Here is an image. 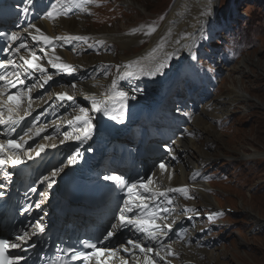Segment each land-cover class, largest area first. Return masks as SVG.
Instances as JSON below:
<instances>
[{
    "label": "rangeland",
    "instance_id": "obj_1",
    "mask_svg": "<svg viewBox=\"0 0 264 264\" xmlns=\"http://www.w3.org/2000/svg\"><path fill=\"white\" fill-rule=\"evenodd\" d=\"M132 1L133 4L127 6L123 0H93L84 14L88 19L86 21L92 29H95L94 26L101 28L107 23H112L110 27H122L130 17L144 26H150V22L158 18L164 24L176 0ZM195 1L201 4V0ZM198 8L201 6L198 5ZM209 13L203 12L199 16L200 20L206 22V29L197 39L194 49H190L196 53L197 59L192 61L189 55L188 68L217 81L211 98L242 87L261 105L254 100L247 105L237 104L231 113L216 122L220 137L212 145L213 149L218 150L216 153L209 148L211 145L204 146L205 140L201 135L192 133L194 148L204 147L214 157L221 153L216 160L203 167L199 180H206L213 186L210 188V198L216 204L214 207L224 210L220 220L203 221L202 226L209 227L207 231L210 235L206 234L201 241L207 236L210 239L204 242L207 248H195L200 254L208 252L212 259L215 249L222 248L226 255L222 256L221 264H264V227L253 233L248 219V215H253L264 226V160L257 158L246 161L243 157V154H253L255 151L264 152V0H215ZM128 28L122 27L121 30L127 31ZM85 43L88 44L86 53L93 52L107 58L117 53L115 48L93 39ZM144 46L146 44L139 47L140 51ZM73 49L74 45H71L68 49L70 54ZM82 53H74V57ZM245 57L250 63L243 73V68L238 69L237 66ZM111 67L104 70L105 74L111 71ZM68 84L72 85V81ZM187 121L191 122L190 119ZM190 193L193 194L192 200L197 201L196 191ZM194 211L200 214L211 212L201 206ZM195 222L191 221V224ZM236 253L240 258L233 256ZM206 257L203 255L198 261L205 260L201 264H209ZM212 259L210 264L214 262Z\"/></svg>",
    "mask_w": 264,
    "mask_h": 264
},
{
    "label": "snow or ice",
    "instance_id": "obj_2",
    "mask_svg": "<svg viewBox=\"0 0 264 264\" xmlns=\"http://www.w3.org/2000/svg\"><path fill=\"white\" fill-rule=\"evenodd\" d=\"M93 0H58L60 7H57V4L51 6L52 10L46 13L45 18L57 19L60 16H66L74 8H81L85 4L92 3ZM34 4V0H23V6L20 8V13L26 18L31 11V8ZM86 10V9H85ZM91 14V13H89ZM30 28L35 30V33L38 35H31L33 42L42 41L46 46L52 45L53 39L63 40L65 42L71 41H84L87 42L89 37L85 36H57L51 38L44 34V32L37 27L35 24L29 25ZM142 29H135L136 31H141ZM156 31L154 26H148L145 35H151ZM6 34L0 31V36H5ZM8 44V49L12 55H19L22 64H16L14 60L9 59L7 65L0 63V69H4L0 73V82H4V87H0V125H5L10 131L14 132L17 125L20 124L21 119L14 118L16 114L19 113L20 108L27 100L28 108L32 107L31 90L32 87H25L24 79H21L22 74L31 76L34 72H39L42 75L47 73V69L39 62L42 57L38 56L28 43L20 42L14 48L13 44L20 39L17 33H12L6 36ZM99 43L103 44V41ZM91 47V45H89ZM21 50L27 53L24 55ZM53 54L55 53V48L52 47ZM41 51H45L44 48ZM157 49H153L148 56L143 59L147 63H141L140 60L132 61L127 65H124L126 69H130L133 66L138 68V73H133L131 71L125 72L123 76H120L119 79H125L127 77L135 76L139 78V75H144L149 78H156L158 75L163 74V69L168 66L171 59H173L174 54L166 55L163 60H160L156 56ZM191 59H197L196 53L189 52ZM55 61H61L59 56L54 55ZM48 63L58 71L66 72L72 74L75 72V69L63 62L54 63L53 59H49ZM8 69H26L30 71H9ZM14 79H11V78ZM51 75L44 76L45 83L48 80H51ZM75 87V85H72ZM11 89H16L15 92H12ZM119 97L120 106L119 109H112L111 111H118L119 119L116 115H111V119L116 120L118 123H123L125 114L127 112V101L129 96L123 91H117V83L113 81L110 89L107 93L104 94V98H97L96 96L86 97L91 103V111L95 113H103L104 115L110 114V109L108 107L109 100ZM135 96H132L131 99H135ZM57 99L61 102L68 101L74 102V98L67 93H59ZM7 113V115H5ZM29 113L25 111V115ZM94 118L89 115V109L85 107L78 108V114L73 116L71 120L68 121V124L73 127L76 135H70L65 133L64 140H76L77 142H86L91 140L94 133L96 132L97 126L93 123ZM37 123H33L28 131L21 135L19 139H8L7 141L0 142V167L11 165L12 167H17L18 165L24 163L21 154L27 156L28 159H32L29 155L31 151L30 148H26L25 145V136H29V133L35 129V135L40 136L43 131H46V127L37 128ZM31 139L32 137L29 136ZM44 139L51 140L52 136L43 137ZM63 142V141H62ZM39 150L36 152V155L39 156L41 152L45 151V145H39ZM55 147V145H52ZM171 153V149H166ZM80 153L77 151L74 155L69 157V165L75 164L76 160L79 158ZM173 159L175 157L173 156ZM157 167L160 169L161 173H164L168 170L167 164L160 162ZM63 169H58L52 173V176L55 177ZM4 176L6 179L10 178V173L5 171ZM48 187L51 188L54 181L49 178ZM103 180L112 182L118 185H124L127 189L128 199L124 202V207L119 209V216L117 217L118 223L112 226L102 237H100L96 242H91L89 240H82L80 243L90 251L80 252L76 249H69L71 259L80 261L81 264H129V258L135 262V264H141V254L142 264H157V258L161 261H165L166 257H174L176 253L172 249L171 243L167 242L166 232L172 230V226L169 223H166L168 220V214L172 211L170 207L161 206L160 204H150V196L142 195L139 192V189H143L144 193H151V185H153L154 180L148 178L146 180H141L139 185L137 184H127L120 176L117 175H104ZM171 179V176H169ZM195 179V176L193 177ZM137 190V191H134ZM31 191L35 192L36 189L32 188ZM172 193H180L184 196L185 199H192L188 193L186 187H174L167 190ZM159 196H166L165 192L158 193ZM3 197V193H0V198ZM166 204L172 205L173 200L168 197L166 198ZM30 207H25L22 210V213H27L30 211ZM36 207H40V203L36 204ZM134 209H137L135 215H126V213H132ZM189 212H192V209H188ZM46 215V213H45ZM223 215L222 212H213L209 215L208 219L213 220ZM125 229L129 231H134L135 233L141 234L145 239L152 241L153 244H158L159 247H148L146 244L142 243L141 240L128 238L119 242L116 246H111V242L114 239H119L118 233L123 232ZM46 225L43 222V218L37 220L34 224L31 225V230H24L15 235L14 241L9 239H0V264H19L22 257L13 256L10 252L11 249H19L21 251H28L29 248H35L36 244L33 242V237L42 236L45 233ZM182 238V237H181ZM31 242V243H30ZM103 245V247H100ZM27 246V247H25ZM127 255H123V254ZM165 253L166 255H161ZM154 254V255H150Z\"/></svg>",
    "mask_w": 264,
    "mask_h": 264
},
{
    "label": "bare ground",
    "instance_id": "obj_3",
    "mask_svg": "<svg viewBox=\"0 0 264 264\" xmlns=\"http://www.w3.org/2000/svg\"><path fill=\"white\" fill-rule=\"evenodd\" d=\"M132 2V0H123V3L127 6L133 4ZM198 5H200L201 8H198ZM214 5L215 0H201V4H197L195 0H176L170 7L169 16L164 24L160 18L154 20V22H150V26L156 28V31L151 35L144 34L147 31L146 27H148V25L144 26L142 22H138L131 17H127V23L122 26L129 27L127 31H122L121 26H117L116 28L110 27L112 23L104 24L101 28H96V26L93 25L95 29H92L90 28L91 25L86 21L88 20L86 15H84L87 12L86 10H83L80 15L71 17L69 20L60 18L52 23L39 22L36 26L47 36H85L89 37L88 40L93 39L97 42L103 41V43L111 46V48H115L117 52L116 55L112 54L107 58L102 57L101 55H96L95 53H86V50H88V44L86 45L84 41H71L77 43V48L72 50L71 54L64 48L68 45H63L62 49L55 50L54 54L52 50L47 53V63L49 59H53L54 63H67L78 72L76 79H69L75 87H72V85L69 84L68 89L73 92L75 96L104 97V94L108 92L112 82L116 81L117 83L122 80L119 79V77L123 76L125 72L131 71L133 73H138V68L136 66L126 69L124 65L136 60H140L142 64L147 63L143 58L148 56L153 49H157L156 56L160 60H163L166 55L174 54L173 59L170 60L168 66L163 69V74L158 75L154 79L144 75H139V78L132 76L127 82L130 86L132 85L138 89L144 88L145 92L153 93L155 91L158 93L161 91L159 80L162 81V78L170 72H176L178 65H181V63H184L187 60L188 53L191 51L190 49H194L193 47L195 46L197 39L206 29V22L200 20L199 16L203 12L209 13V10H212ZM135 29L142 30L134 32ZM90 30L95 32H90ZM33 31L35 32L34 29ZM65 43L69 44L70 42ZM143 44H146V46L140 51L139 47ZM78 52L83 53L75 58L74 53ZM54 55L59 56L61 61H55ZM112 63L113 67H111ZM238 63V69L243 68L241 72L244 73L245 69H248L250 60L245 57ZM97 64L100 65L97 66ZM48 65L51 64L48 63ZM107 66H110L112 69L107 73L110 74L106 78L107 74H105L104 70H110V67L108 68ZM67 83L69 82L67 81ZM51 97L52 96H48V98ZM251 100H254L255 103L261 105L260 102L250 96L242 87L234 88L231 92L223 94L218 98H211L204 102L198 101L200 109L197 114H187L185 116L186 120L190 119V125L181 129V131H178L177 141L173 143L175 152L172 150L171 152L173 153H171L168 158L166 157L167 161H173V156L175 159L178 158L179 161L177 164L171 162L173 165L171 166L170 164L168 170L162 173L160 175V180L157 181L161 182L163 187L166 185L168 188L197 184L194 185V187L197 188V201L185 199L183 195L178 196L180 203L179 207L187 209V213L184 214V216L195 215V211L189 212L188 209L194 210L199 206L205 209L208 208L210 211L213 210L212 212H206V214L217 211L214 210L217 208L214 207L216 204L212 202L210 198V188L213 186L205 181L198 182V178L202 176L203 167L216 160L221 153L217 155V157H214V155L210 156L211 152L204 147L203 149L194 148V138H191L192 133H195L197 136L201 135L205 140L204 146L211 145L209 148H212L213 143L220 138L218 137L219 133L216 122L231 113L232 108L237 104L247 105ZM85 108L92 112L91 103L86 105ZM62 141H65L64 137L59 141L53 140L48 143L53 144ZM214 152L216 153L218 150L213 149V153ZM243 157H245L244 159L246 161H253V159L256 160L257 158L264 160V152L255 151L253 154H243ZM169 176H171V179H169ZM194 176L195 179H193ZM189 195L191 196V194ZM248 219L252 226L253 233L258 232L264 227L262 223H259L257 219L253 218V215H248ZM202 224L201 221H197V225H199L198 230L207 231L206 227L202 226ZM243 243L244 241L241 240V244ZM215 250V257L212 259L207 255L208 252L207 254L205 252H201L202 254H200V251L196 249L182 248L183 256L181 263L191 260L196 261L203 257V255H206L209 264L211 263V259L214 260L213 264H221L222 256L225 257L226 254L222 248H217ZM233 256L240 258L237 253ZM204 261L205 260L198 261V263H203Z\"/></svg>",
    "mask_w": 264,
    "mask_h": 264
}]
</instances>
